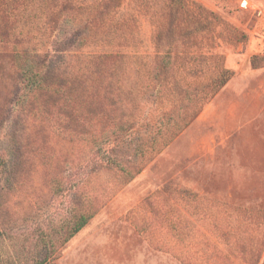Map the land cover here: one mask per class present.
I'll return each instance as SVG.
<instances>
[{
	"label": "rangeland",
	"instance_id": "obj_1",
	"mask_svg": "<svg viewBox=\"0 0 264 264\" xmlns=\"http://www.w3.org/2000/svg\"><path fill=\"white\" fill-rule=\"evenodd\" d=\"M239 1L0 0V264H264Z\"/></svg>",
	"mask_w": 264,
	"mask_h": 264
},
{
	"label": "trees",
	"instance_id": "obj_2",
	"mask_svg": "<svg viewBox=\"0 0 264 264\" xmlns=\"http://www.w3.org/2000/svg\"><path fill=\"white\" fill-rule=\"evenodd\" d=\"M91 217V214L88 215H80L76 221L73 223L72 225V229L70 231V234L78 231L84 224H86V222L88 221V219Z\"/></svg>",
	"mask_w": 264,
	"mask_h": 264
},
{
	"label": "built area",
	"instance_id": "obj_3",
	"mask_svg": "<svg viewBox=\"0 0 264 264\" xmlns=\"http://www.w3.org/2000/svg\"><path fill=\"white\" fill-rule=\"evenodd\" d=\"M239 6L244 9H248V8L254 9L255 8V10H257V14H260L262 12V10L256 8L255 5L250 2V0H240Z\"/></svg>",
	"mask_w": 264,
	"mask_h": 264
},
{
	"label": "crops",
	"instance_id": "obj_4",
	"mask_svg": "<svg viewBox=\"0 0 264 264\" xmlns=\"http://www.w3.org/2000/svg\"><path fill=\"white\" fill-rule=\"evenodd\" d=\"M253 1V0H252ZM251 2V1H250ZM254 2H256L260 7H261V10L263 11L264 13V0H254ZM254 2H251L254 4Z\"/></svg>",
	"mask_w": 264,
	"mask_h": 264
}]
</instances>
